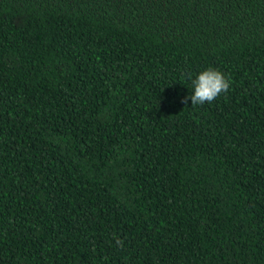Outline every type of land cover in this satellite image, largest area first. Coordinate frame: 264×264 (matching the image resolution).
Instances as JSON below:
<instances>
[{"label": "trees", "instance_id": "obj_1", "mask_svg": "<svg viewBox=\"0 0 264 264\" xmlns=\"http://www.w3.org/2000/svg\"><path fill=\"white\" fill-rule=\"evenodd\" d=\"M0 264H264V0H0Z\"/></svg>", "mask_w": 264, "mask_h": 264}, {"label": "clouds", "instance_id": "obj_2", "mask_svg": "<svg viewBox=\"0 0 264 264\" xmlns=\"http://www.w3.org/2000/svg\"><path fill=\"white\" fill-rule=\"evenodd\" d=\"M193 91L188 96L182 98V103L191 105H202L205 102L212 103L223 92H227L230 87L229 78L219 70L209 67L200 72L195 79H192ZM117 244L122 246V241L117 239Z\"/></svg>", "mask_w": 264, "mask_h": 264}]
</instances>
